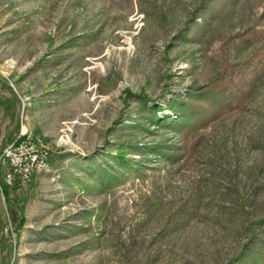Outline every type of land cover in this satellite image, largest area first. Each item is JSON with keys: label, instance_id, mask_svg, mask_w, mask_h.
<instances>
[{"label": "rangeland", "instance_id": "obj_1", "mask_svg": "<svg viewBox=\"0 0 264 264\" xmlns=\"http://www.w3.org/2000/svg\"><path fill=\"white\" fill-rule=\"evenodd\" d=\"M22 123L0 264H264V0H0V153Z\"/></svg>", "mask_w": 264, "mask_h": 264}, {"label": "built area", "instance_id": "obj_2", "mask_svg": "<svg viewBox=\"0 0 264 264\" xmlns=\"http://www.w3.org/2000/svg\"><path fill=\"white\" fill-rule=\"evenodd\" d=\"M50 151L43 139L22 123L19 134L0 153V165L8 166L6 178L9 183L14 177L30 181L35 172L49 165Z\"/></svg>", "mask_w": 264, "mask_h": 264}, {"label": "trees", "instance_id": "obj_3", "mask_svg": "<svg viewBox=\"0 0 264 264\" xmlns=\"http://www.w3.org/2000/svg\"><path fill=\"white\" fill-rule=\"evenodd\" d=\"M167 108L172 112V114L161 113L160 116H157L156 111L157 110L161 111L162 107L161 105H156L155 108L153 109L154 118H156V120H159V122L163 120L167 121L166 122L167 124H171L172 122L177 123L178 121H180V119H182L183 122L180 125H184L185 124L184 121L190 119V117L188 116L189 111L187 110L186 105L184 103H180L174 100L171 104L167 106ZM173 114L176 115L175 119L171 117V115ZM161 117L163 118V120L160 119ZM121 159H124V158H121ZM8 188H9V185L5 184L6 191L8 190Z\"/></svg>", "mask_w": 264, "mask_h": 264}]
</instances>
